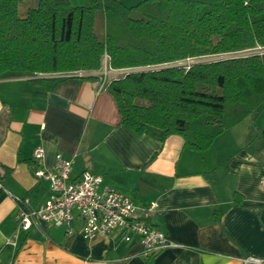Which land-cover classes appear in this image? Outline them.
<instances>
[{
    "label": "crops",
    "instance_id": "1",
    "mask_svg": "<svg viewBox=\"0 0 264 264\" xmlns=\"http://www.w3.org/2000/svg\"><path fill=\"white\" fill-rule=\"evenodd\" d=\"M140 1L122 0L129 7ZM86 72L64 79L46 96L29 94L41 87L24 74L0 77V163L12 168L0 183L1 264H242L248 255L264 264L261 110L226 129L208 149L193 150L180 135L159 140L135 133L121 122L114 96L99 90L100 69ZM39 146L41 165L53 167L60 153L73 158L72 177L85 170L101 174L103 185L129 195L136 215L176 244L145 257L137 235L130 242L117 232L87 237L79 220L74 232L42 219L20 229L15 196L29 197L33 207L50 196L49 181L33 173ZM236 193L243 195L239 205ZM152 202L156 208L146 210ZM15 233L14 249L8 241Z\"/></svg>",
    "mask_w": 264,
    "mask_h": 264
},
{
    "label": "trees",
    "instance_id": "2",
    "mask_svg": "<svg viewBox=\"0 0 264 264\" xmlns=\"http://www.w3.org/2000/svg\"><path fill=\"white\" fill-rule=\"evenodd\" d=\"M20 1L0 0V77L26 75L41 87L31 95L74 77L60 73L101 69L107 55L111 68L125 69L104 87L121 122L159 140L180 135L198 151L264 104V52H251L264 47V0H39L25 16ZM216 54L234 55L175 64ZM11 172L0 163V183ZM242 201L236 193L233 202Z\"/></svg>",
    "mask_w": 264,
    "mask_h": 264
},
{
    "label": "built area",
    "instance_id": "3",
    "mask_svg": "<svg viewBox=\"0 0 264 264\" xmlns=\"http://www.w3.org/2000/svg\"><path fill=\"white\" fill-rule=\"evenodd\" d=\"M125 70H114L108 64L105 55L103 66L99 72L98 88L104 89L112 77ZM84 70H74L60 73L64 76H83ZM44 150L41 146L34 150L37 166L33 173L38 179H46L50 185V196L42 204L33 207L29 197L15 196L19 203V228L29 230L39 220H47L56 225L66 226L74 232V223L81 222V232L84 236L96 233L111 234L117 232L126 241H132L133 236L139 237L142 246L141 253L145 257L153 256L159 250L176 244L166 232L136 215L137 205L126 193L105 184L101 174L85 170L78 177H72L73 158H65L57 154L53 167L41 165ZM157 206L152 202L145 207L153 210ZM18 233L8 241L12 248L18 245ZM0 256V264H1ZM242 264L263 263L259 257L248 255L240 258Z\"/></svg>",
    "mask_w": 264,
    "mask_h": 264
},
{
    "label": "rangeland",
    "instance_id": "4",
    "mask_svg": "<svg viewBox=\"0 0 264 264\" xmlns=\"http://www.w3.org/2000/svg\"><path fill=\"white\" fill-rule=\"evenodd\" d=\"M38 3H39V0H22V1H20V3H19V15L25 16L27 13V10L31 7H36L38 5ZM95 28H96L98 35L100 37H103L104 30L101 28V25L97 24ZM251 52H264V47H257L255 49L251 50ZM230 55H234V54H216V55H207V56H201V57H193V58H188V59H184L181 61H177V62H175V64L189 66L195 62L211 61V60H216V59H220L223 57H227ZM112 76H116V75H112ZM259 110H261V111L259 113L260 115L257 118V120L263 121L264 120V104H262L260 106Z\"/></svg>",
    "mask_w": 264,
    "mask_h": 264
}]
</instances>
